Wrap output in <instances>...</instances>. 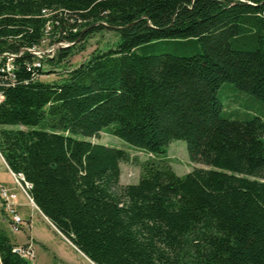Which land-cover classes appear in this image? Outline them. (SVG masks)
Here are the masks:
<instances>
[{
    "label": "trees",
    "instance_id": "trees-1",
    "mask_svg": "<svg viewBox=\"0 0 264 264\" xmlns=\"http://www.w3.org/2000/svg\"><path fill=\"white\" fill-rule=\"evenodd\" d=\"M105 30L117 46L41 79ZM47 41L68 45L29 50ZM4 54L0 153L90 260L264 264V107L240 114L242 93L264 103V0H0ZM226 85L239 109L221 101ZM102 132L148 157L91 140ZM173 140L205 167L177 174ZM129 162L136 184L121 183ZM15 245L0 231V264H33Z\"/></svg>",
    "mask_w": 264,
    "mask_h": 264
},
{
    "label": "rangeland",
    "instance_id": "rangeland-1",
    "mask_svg": "<svg viewBox=\"0 0 264 264\" xmlns=\"http://www.w3.org/2000/svg\"><path fill=\"white\" fill-rule=\"evenodd\" d=\"M117 42L118 35L112 30H105L99 33H95L88 38V40L85 42L86 44L84 43V48H77L75 54L60 65H58V67L55 65V63H45V69L48 72L44 74L41 79L45 81H57L62 76V73L71 70L72 68L86 61L94 52L103 51L106 48L110 47L114 48L115 46H117ZM48 43V41L45 42L40 49L44 51L49 50V53L46 54L51 55V57L56 54L57 47L68 45L67 43H59L57 45L50 46ZM81 45L82 44L78 45V47H81ZM233 91L234 88L231 85H226L221 88V91L219 92L220 99L225 106L229 107L228 110L239 109L241 105V100L235 101L234 97L230 96ZM242 94L245 96L244 106H247L246 108H250L252 110L249 111L244 107L242 108L240 114L246 115L248 112H251L252 115L256 114L257 112H263L264 103L259 100H256L253 96L247 95L245 93ZM7 127L16 128V126ZM91 140L100 144L127 149L133 157H138L140 158V160H144L148 157V154H146L145 152L135 149L134 147L124 142L122 139L105 132L100 133L98 137H92ZM168 149L171 164L174 170L179 175L189 173L195 167H205L201 163H196L190 160L189 152L187 149V143L185 140H173L170 143ZM121 169V183L136 184L139 182L140 169L135 164V162L122 163ZM1 172L7 173V170L5 169L4 162L0 156V173ZM17 187L19 186L17 185ZM19 189L22 191V193L26 195V193L20 187ZM28 201L30 202V204L28 206H25L21 212L23 214H26V219L30 220L33 218L32 229H29V223H27V226L24 225L25 227H20L19 229L13 228L16 231H14L15 233L11 231L8 227L9 225H11L10 222L11 218H13V214L9 212L7 214L8 216H5V228H3V230H5L10 235H14L18 238L24 239L26 238V236H28L29 232L31 231L39 240L38 242H36V244L32 242L35 249V257L37 264H69L71 262H74L73 264H78L74 256V249L70 245L68 246V248H66L65 246H61V244L68 245V242H64L65 240L63 239V237L57 231H55L43 219L42 216L38 214V207L34 205V202H32L29 198ZM56 254H58L59 257H57Z\"/></svg>",
    "mask_w": 264,
    "mask_h": 264
},
{
    "label": "crops",
    "instance_id": "crops-1",
    "mask_svg": "<svg viewBox=\"0 0 264 264\" xmlns=\"http://www.w3.org/2000/svg\"><path fill=\"white\" fill-rule=\"evenodd\" d=\"M0 156L4 162V166H5V169L7 170V173H4V172H1L0 173V184L7 187L12 193H15L17 195V198H16V202H15V208H16V211L18 212L19 215H21L23 217V219H25L27 221V223H29V229H32V225H33V218L32 219H26V214H23L21 211L24 209L25 206H28L30 204V202L28 201V198L27 196L22 193V191L19 189V187H17V185L15 184V181L13 179V175H12V172L10 170V168L8 167L6 161L4 160L3 156L1 155L0 153ZM30 199V198H29ZM33 202V201H32ZM34 205L36 206V204L34 203ZM37 207V206H36ZM39 212L38 214L40 216L43 217V219L55 230L57 231L62 237L63 239L65 240L64 242H68V245L67 244H61L62 247H66L68 248V246L70 245L73 249H74V256H75V259L77 260L78 264H95L92 260H90L83 252H81L68 238H66L61 232H59L57 230V228L50 222V220L40 211V209L38 208V211ZM9 212H6L5 209L3 208L2 206V203L0 201V231L4 232L10 239L11 241L14 243V244H27L28 242H30V240L36 244V242H38V238L35 237V235L31 232H29L28 236H26V238H18L14 235H10L8 234L5 230H3V228H5L4 226V222H5V216H8ZM32 217V216H31ZM11 225H9L8 228H10L11 231H15L12 227V218H11V222H10ZM16 232V231H15ZM14 232V233H15ZM57 257H59L58 254H56ZM63 258V257H62ZM63 261V259H62ZM66 261V260H64ZM72 264L74 262H71ZM69 263V264H71ZM33 264H37L36 263V257L35 259L33 260Z\"/></svg>",
    "mask_w": 264,
    "mask_h": 264
},
{
    "label": "built area",
    "instance_id": "built-area-1",
    "mask_svg": "<svg viewBox=\"0 0 264 264\" xmlns=\"http://www.w3.org/2000/svg\"><path fill=\"white\" fill-rule=\"evenodd\" d=\"M29 50L40 58H42L44 54L49 53V50L44 51L36 48ZM4 55H6L8 59L5 65L0 64V84H2L1 83L2 73L6 72L12 78L15 76L14 74L15 66L13 63V59L15 55H8V54H4ZM1 57L2 56H0V62H1ZM37 65H40V63L38 62ZM2 100H3V94L2 92H0V102ZM11 172L15 183L26 193V195L30 198V200L33 201L30 195L28 194V188L30 187V184L27 181H25L24 176L22 174H16L13 171ZM16 198L17 195L15 193H12L7 187L0 184V201L2 203V206L6 212H10L13 214L12 227L14 229H19L20 227L27 226V221L23 219V217L19 215L18 212L16 211L15 208ZM13 251L28 260L31 261L34 260L35 249L32 241L24 245L16 244L13 248Z\"/></svg>",
    "mask_w": 264,
    "mask_h": 264
}]
</instances>
